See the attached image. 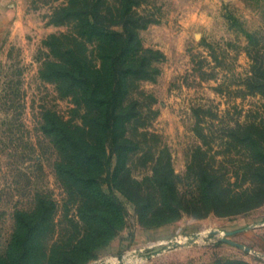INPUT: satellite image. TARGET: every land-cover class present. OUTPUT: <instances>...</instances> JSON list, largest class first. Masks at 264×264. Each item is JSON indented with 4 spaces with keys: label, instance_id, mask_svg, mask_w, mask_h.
Returning <instances> with one entry per match:
<instances>
[{
    "label": "rangeland",
    "instance_id": "1",
    "mask_svg": "<svg viewBox=\"0 0 264 264\" xmlns=\"http://www.w3.org/2000/svg\"><path fill=\"white\" fill-rule=\"evenodd\" d=\"M134 1L151 21L139 29L142 51L130 56H145L148 73L127 81L125 113L114 121L124 169L101 179L120 197L121 218L89 182L101 165L85 163V150H103L104 117L66 74L73 50L97 64L115 45L85 34L88 0H12L0 23V256L13 248L14 262L39 246L41 264L60 256L69 264H264V131L258 148L244 141L252 124L264 130V94L247 85L248 32L264 51V0ZM120 8L121 0H102L103 21L122 29L113 24ZM158 159L175 175L179 196L170 201L230 206L170 214L160 185L170 169ZM118 160L113 153V167ZM131 178L145 211L131 198Z\"/></svg>",
    "mask_w": 264,
    "mask_h": 264
},
{
    "label": "trees",
    "instance_id": "2",
    "mask_svg": "<svg viewBox=\"0 0 264 264\" xmlns=\"http://www.w3.org/2000/svg\"><path fill=\"white\" fill-rule=\"evenodd\" d=\"M101 1L102 0H88L90 9L87 12H83L86 16L87 25V29L84 32L88 38L97 37L102 43V45H100L102 47L106 44L115 45L116 47L114 46V49L109 54H99L98 59L100 58L101 62L97 64L88 63L82 53H75L73 50V65L66 69V74L73 80L74 86L82 90L80 98L83 103L86 105L95 103L104 117L102 129L104 132L105 145H103V150L101 153L85 150L84 155L87 158L85 159V163L90 169L95 167L96 164L101 165L102 171L99 174L97 173L96 175L90 176L89 182L96 185L97 189L95 195L99 197L104 204L113 206L116 212L121 214L122 218L123 203L120 197L113 189H111L112 191L110 193L105 191L101 179L105 172L119 179V169H124L122 168V149L118 147L121 146V141L116 134L114 121L117 123V119L125 113V111H123L125 108L124 98L129 91L127 81L130 78L131 80L136 79V77L145 76L148 73V63L145 56L137 59L130 55L134 51H142L143 47L139 37V29L147 26L151 20L148 19L145 14H141L134 9L136 1L121 0V8L119 9L120 19L114 21L113 24L121 25L122 29L114 28L109 23L103 21L107 16L104 15L100 9ZM55 37L59 38L60 36L58 37L56 35ZM248 37L252 42L253 49H250V54L253 63L251 72L247 76V85L252 92L264 94V51L258 48L255 41L259 37L255 33L248 32ZM145 50L147 51L146 53L153 51V49ZM106 77L111 78L109 83H106ZM252 125L255 127L256 132L254 133L252 131L246 134L244 141L252 146V148H258L262 143L257 136L260 135V131L264 130H261L255 123ZM259 152L262 155V160H264V149H259ZM113 153H117L119 157L115 167L112 165ZM158 161H160V164H165L166 169H170L163 174L160 180V185L165 193L163 204L164 207L169 210L170 214L180 215L183 210L189 208L187 206H192L198 215H204L210 211H219L220 206H230L229 204L227 205V203H211L209 205H204L197 202H191L189 205L185 206L182 203L170 201V195L171 197L179 196L175 175L172 171L170 160L165 163L159 159ZM112 169L115 170L112 171ZM131 180L135 181L137 184V188L134 189L135 191H133V194L131 193V198L137 203L141 212L142 210L145 211L148 206L144 203L141 184L138 180L132 178ZM118 188L127 194V190H125L122 185H118ZM214 188L215 186H212L211 190L216 193V188ZM169 220L170 219L166 218L160 224H165L169 222ZM37 240L40 239L38 238ZM16 241L17 237L14 238L11 247L16 245ZM37 243V245H40V241ZM12 249L13 248H10L6 257L0 256V264H41L42 256H44V253L38 246L37 250L31 252L30 255L24 257L19 256L17 259L14 257L13 262V257L11 255ZM71 261L75 262L74 260ZM58 262L57 264H69L68 260L64 259V256H60ZM75 264H84V261L80 263L76 260Z\"/></svg>",
    "mask_w": 264,
    "mask_h": 264
},
{
    "label": "crops",
    "instance_id": "3",
    "mask_svg": "<svg viewBox=\"0 0 264 264\" xmlns=\"http://www.w3.org/2000/svg\"><path fill=\"white\" fill-rule=\"evenodd\" d=\"M12 0H0V23L9 15Z\"/></svg>",
    "mask_w": 264,
    "mask_h": 264
},
{
    "label": "water",
    "instance_id": "4",
    "mask_svg": "<svg viewBox=\"0 0 264 264\" xmlns=\"http://www.w3.org/2000/svg\"><path fill=\"white\" fill-rule=\"evenodd\" d=\"M238 231H239V230L228 231V234H233V233L238 232ZM223 240L228 241V242H230V243H232V244H235V245L241 246V247H244V246H245L244 243L239 242V241H236V240L231 239V238H228V237H224ZM245 247H246L247 249H250L249 246H245Z\"/></svg>",
    "mask_w": 264,
    "mask_h": 264
}]
</instances>
